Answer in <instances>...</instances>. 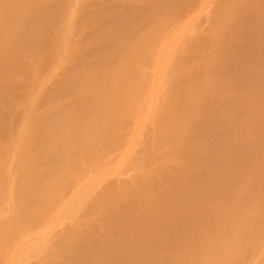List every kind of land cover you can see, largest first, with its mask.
Returning <instances> with one entry per match:
<instances>
[{"label":"bare ground","instance_id":"6f19581e","mask_svg":"<svg viewBox=\"0 0 264 264\" xmlns=\"http://www.w3.org/2000/svg\"><path fill=\"white\" fill-rule=\"evenodd\" d=\"M121 1L113 0L116 6L122 8L123 5L120 12L114 6L118 11L114 13L110 12L113 4L109 7L105 4L109 8L106 14L107 7L95 10L97 6L93 4V9L86 11L81 8L84 4L72 8L67 35L75 34V17L78 14L85 16L80 17L77 33L82 47L63 55L51 78L37 88L27 100V108L21 112L20 102H15L12 96L27 88L28 84L13 81L18 75L25 76L37 57L46 59L42 47L50 44L49 36L58 28L61 8L58 9L52 0H0V139L11 135L2 133L3 119L17 117L22 121L16 142L10 147L0 144V165H15L12 177H22L23 188L19 196L23 198V211L20 217L24 226H30L22 244H16H20L19 252L27 257L23 253L24 258L17 255L15 258H19L12 259L10 264H33L37 258L39 264H75V261L67 263L72 257L59 262L63 259L61 251L69 250L64 248L68 246L69 238L51 249L57 253L53 258L48 254L47 244L44 241L38 243L33 238L34 234H42V229H37L34 224V230L32 225L38 214L42 217L40 205L46 188L44 182L49 177L57 178L51 172L54 167L49 165L97 166L109 155L104 156V153L101 161L98 158V154L103 158L100 151L112 150L113 153L119 149L120 152L122 148L113 147L121 141L111 138L106 131L109 122L100 120L104 110V115L113 110L114 103L111 106L110 103L111 100L114 102L112 96L115 98L116 94L118 101V88L122 89L120 101L127 106L135 103L139 114L147 110L154 118L164 115L165 95L172 96L171 87L179 83L184 86L177 90L182 96L174 101L173 115L181 122L176 133L166 135L167 143L152 146L140 141L141 156L134 159L131 152L139 139L136 132L125 153L123 149L121 153L116 151L120 161L108 163L112 158L109 155L107 164L104 163L133 165L132 169L127 170L124 166L122 170L125 168L123 171L128 173L132 170L135 174L130 171L129 176L125 172L123 176L126 174L127 177L123 178L125 186H129L127 192H135L138 204L135 207V201L131 200L126 209L119 211L120 207L115 206L120 199L117 189H108L103 202L109 204V210L115 208V212L103 209L101 213L111 243L105 247V255L101 247L95 245L92 264H244L247 259L243 257L244 252H250L246 246L256 247L251 257L246 253L250 257L247 264H264V209L259 208L262 205L260 200L264 199V196L260 198L264 195V0H217L214 6L208 0L204 6L210 3L213 8L204 15L205 21L201 19L205 25L199 23L201 27L204 25L203 29L195 34L199 31L196 30L193 35L189 32L192 26L185 27L187 22L184 19V26L178 18L174 19L183 13L181 5L190 6L192 0ZM78 9L80 11L76 13ZM173 19L177 21L171 22ZM168 23L173 25L168 28ZM149 24L157 28H148ZM63 26L64 23L59 29ZM182 28L186 32L183 31L184 35L181 34L178 40L173 32L182 31ZM160 32L166 36L164 41L160 39ZM141 33L147 39L152 35V40H158L159 44L165 42L166 51L159 47L161 53L158 54V46L147 47V42L139 37ZM172 38L175 45L170 40ZM143 52H148V58ZM127 59L130 62L125 66ZM149 60L151 65L147 64ZM127 71L134 75L139 72L141 76L135 78L140 83H136L134 75L127 74ZM105 99L106 103L110 99L109 106L102 102ZM96 100L105 103L107 109L113 107L107 111L103 107L105 104L100 106L98 103L95 108L93 101ZM5 101L10 106H2ZM43 101L45 104L66 103L56 111H49L45 107L42 110ZM87 104V108L97 109L98 114L94 113L97 117L102 113L98 119L94 116L101 124L103 122V126L88 121L86 114L93 116L95 109L89 111ZM71 120L77 124H71ZM69 174L64 171L60 178L65 179ZM217 195L231 199L230 203L227 202L230 207L225 204L223 210H233L236 214L222 213L221 204L215 205L217 199L214 196ZM246 198L248 204L235 207L238 201L241 204ZM213 199H216L215 203ZM212 205L214 211L210 215L208 209ZM244 206L254 212L247 214L245 208H240ZM74 210L73 226L79 228V208ZM216 212L220 216L212 217ZM173 232L174 236L178 234L177 238ZM81 235L82 232L73 233L77 239L74 248L79 250L76 259L86 257L90 245L87 236ZM180 235L185 236V240L181 241ZM176 243L179 244L176 246ZM174 245L175 250L172 249ZM181 245L186 247L183 252L179 249L182 253L176 251V247L183 248ZM201 249L205 252H200ZM28 254H31L30 258L33 254L31 259L34 260L30 261Z\"/></svg>","mask_w":264,"mask_h":264},{"label":"rangeland","instance_id":"374dc122","mask_svg":"<svg viewBox=\"0 0 264 264\" xmlns=\"http://www.w3.org/2000/svg\"><path fill=\"white\" fill-rule=\"evenodd\" d=\"M118 1L122 2L121 0H118ZM192 1H193V3L190 4V6L182 4L181 7L183 6V8H181V9H182V11L184 10L183 13H181L179 15V17L174 16V19L178 18L179 22L182 25L186 24V22H187V24H186L187 26H185V27L190 28L192 26V27L196 28V26H197L196 29L193 28L194 30L191 27V29L189 31L193 35V32L195 33L196 30H199V31H197L195 34L199 33L200 30L203 29V27L205 25V22L203 23V21H205L204 19H206V16H204V15L208 13V10L211 11L210 8H213V6L215 5V1H217V0H213V1L210 0V2H212V4L213 3L214 4L212 6L209 3L208 4V6L210 5L209 8H208V6L205 5L207 8V9L205 8L206 11H204L203 6H204V3L207 4L208 0L207 1L206 0H200V1L199 0H192ZM52 2L55 3V5H58V9L59 8H61V9H60V15L58 18V22H59L58 28L54 32H52L51 35L49 36L48 42L50 44L42 47V51L45 53V55L47 57H46V59H42V56H41V58L37 57L29 66L28 71L26 72V75L25 76L18 75V79H15L13 81V83H16L17 81H19V82H21V84H28V87L27 88L24 87V89L19 94L17 92L16 96H12V99L15 102L16 101L20 102L19 110L21 112L25 111V109L27 108V103H26L27 100H29L34 95L37 88H39L40 85H42L43 83L48 82V80L51 78V76L55 72L56 68H58V64H60V59L63 57V55L66 52H69V54H72L73 51H75L76 47H78V46L82 47L80 45V43H78L79 42V36L77 35V33H78V29H79L80 24H81V18L80 17L84 18L85 16L78 14L75 17V19H76L75 34L74 35H67L68 31L70 29V28L68 29V21L71 19L70 16L72 13V8L73 7L77 8L78 5L84 4V6L81 8H85V11H86L87 9H93V7L91 6V4H93V6L94 5L97 6L94 9L98 10L102 7H105V9H106L107 4H108V7H109V5L111 6L113 4V0H52ZM114 3H117V1ZM114 6H116V5L113 4V7H110L111 8L110 12L114 13V12H118L119 10L123 9V5H122V8H121V6L120 7L116 6L117 7L116 9L118 11L115 9ZM108 7H107V10H105L104 14H106V11H108V9H109ZM118 7H119V9H118ZM198 7H200V8H198ZM112 8L114 9V11ZM199 9L201 10V12L202 11L203 12L201 13L199 11ZM148 10H150V9H148ZM186 10H187V12H185ZM79 11L80 10L78 9V11L76 13H78ZM198 11L201 13V16L199 15L200 13ZM113 13H112V15H113ZM196 13L198 14V16ZM104 14H103V16H104ZM183 14H184V16L182 17L181 15H183ZM186 15H188V16L186 17ZM130 17L132 18V15H130ZM194 18H196V19H194ZM202 18H203V21L201 22ZM121 19H120V22H122ZM174 19L171 22L178 20V19L177 20H174ZM190 19H192V21H189ZM181 20H183V21H181ZM166 22H168V19ZM193 22H195L196 24L194 23L195 24L194 25ZM63 23H64V26L60 30L59 27ZM169 23H170V21H169ZM175 23L177 24L178 22H175ZM199 23L200 24L203 23L204 25L202 24V27H201V25ZM181 24L178 23V26H180ZM170 25H173V24H169L168 28L170 27ZM150 26H151V24L148 25V28ZM152 26H151V29H153V27H156V26H153V27ZM178 26H177V28H178ZM156 28H154L155 31H157ZM168 28H167V30H169ZM173 28H174V26H173ZM183 28H182V31L180 29V30L176 31L177 33L173 32L175 34V37L178 40L184 35V34H182V32L185 29L183 30ZM188 30L189 29L187 28V32H188ZM184 32H186V31H184ZM162 34L163 33H161L162 37L160 38V36H158V38H160L162 41H164L163 40L164 35H162ZM181 34H182V36H181ZM150 36H152V35H150ZM150 36L147 39V37L145 36L144 33H141L139 35L140 38H143L147 42L146 43L147 47H151L152 45H154V46H158V49L155 47L157 51L160 50L159 47H161L162 51L163 50L166 51V49L163 46V45H165L164 44L165 42L160 41L162 43V46H163L162 47L160 45L161 43L159 44L158 40L156 41V39H155V41H154V40H152V37H150ZM175 37H174V39H176ZM131 38L132 37H130V39ZM62 39H64V40H62ZM174 39L172 38L170 40H172V42L175 45ZM177 39H176V41H177ZM166 40H167V38H166ZM168 41H167V44H169ZM173 43H172V45H173ZM170 45H171V43L169 44V46ZM169 46H167V47L169 48ZM172 47H170V48H172ZM50 49H51V51H49ZM147 51H148V49H147ZM156 52H154V53H156ZM159 53H161V51H159L158 54ZM142 54H144L146 58H148V56H149L148 52H143ZM158 54H157V56H158ZM141 56L144 57L143 55H141ZM151 57H152V55H151ZM64 59L66 61V57ZM127 60H125V63L127 62L125 64V66H127L128 62H130L129 59H127ZM153 62L155 63L154 60H153ZM147 64L151 65L152 63L149 60L147 62ZM125 66H124V68H125ZM125 69H128V68L126 67ZM127 74H129L128 71H127ZM131 74H129V75H131ZM136 74L137 75L132 74V76L134 75L133 79L137 76H138V78L141 76V75H139V72ZM122 75L125 76L126 74L123 73ZM119 76L120 75H118V78H119ZM178 77H179V79H181L182 75L179 74ZM119 79H123V76H122V78L120 77ZM119 79H116V80H119ZM136 79L137 78H135V80ZM136 83H140V82H137V80H136ZM134 85L135 84L132 85V88L134 87ZM119 86L120 85H117V87H119ZM183 86H184V84L179 83L178 85L171 87L172 96L167 94V93L165 95L166 96L165 99L167 100V102L165 104V108L162 107V109H164V112H163L164 115H157L154 118L151 117L150 112H148L147 110L143 114H139L135 103L131 106H127L128 104H125L123 101H120V95L122 92L121 88H118V101H116L117 94H116L115 98L112 96V98L115 99L114 102H113V100H111V103H110V106H111V104L114 103V105H113L114 107L112 106L113 110H110V108H112V107L107 109L109 106L108 102L110 101V99L107 100L108 101L107 103H106V99H105V101H102V102H105L106 104H108V106H107L105 103H103L106 106V107L105 106H103V107L105 109H107V111L110 110L111 112L110 113L108 112L107 115H104V113H106L105 112L106 110H104V108L101 107V108H103L102 111L103 110L104 111L103 112L101 111L103 113V119L100 118V120L103 122H109L108 126H106V124H105L106 128H108V130H106V131L109 132L108 134H110L111 138H114L116 140L121 141V142H118L116 145H114L113 148L115 149L117 146H119L118 148H122L123 149L122 152L125 153L128 150L129 141L131 140L133 134H135L136 132H138V134H139V139H138L137 143L135 144V146L131 152V157L134 159H135V157L140 158V156H141L142 150L140 147H138V144L140 141H142V143L145 145H152V146H154V144L159 145V146L165 145L167 143L166 135L176 133L175 132L176 127H178V125L181 122L177 117H175L173 115V109L175 108L174 101H177L182 96V94H177V90L183 88ZM107 94L111 95L110 92H108ZM107 94H106V96L108 97ZM113 95H115V94H113ZM104 97H102V98H104ZM100 100H103V99H100ZM97 101L98 100L93 101V102H95L94 106L92 105L93 102H91V105L93 107L97 106V104L100 103ZM65 103H66V101H62L61 104H45L43 101L42 102V110L45 107L49 111H56V109L58 107L63 106ZM122 103H123V106H122ZM103 104H101L100 106H102ZM8 105L10 106V103L8 101H5L2 103V106H8ZM88 105L89 104L86 105V108L88 107ZM89 107H91V106H89ZM93 107H91L90 109H92ZM95 108H97V107H95ZM95 108H93V109H95ZM87 109H89V108H87ZM90 109H89V111H91ZM100 109L98 111H100ZM93 111H95V112H93ZM93 111H92L93 116H91L90 113L86 114L89 118L91 117V119L88 118V121L91 120L90 121V123L92 122L91 124H93V122H94V124L96 123V124H99V126H101V125L103 126V122L101 124L100 121L97 120L99 118V116L101 117L102 113H101V115L99 114V116L97 117V115H96V114H98V113H96L97 109H95ZM94 113H96V114H94ZM94 115L97 117V119ZM92 117L94 119H92ZM0 118H1V116H0ZM72 119L75 120L76 118H72ZM77 121L79 122L78 124L80 126V123H81L80 118ZM77 121H75V122L72 121L70 123L71 124H77ZM21 122L22 121L17 117L5 118L2 120V124L4 125L2 133L3 132L4 133H11V135L6 139H0L1 145L6 146V147H10L12 145V143L16 142L17 133H18V130L20 128ZM83 127H85V126H83ZM83 129L84 128H82V131H83ZM154 130H155V133H154ZM89 135L90 134L88 133V137H89ZM83 136L84 135H82V137ZM100 149H102V147L99 148V151H100ZM121 150L119 152V149H116L113 151V153L111 152L112 150H109V152H106L105 150L100 151V153L102 152L101 153L102 157H103L102 159L100 158L101 157L100 154H98V153H95V154L96 155L98 154V158L102 161L104 159V156L107 155V153H109V155L112 158L109 159L110 162H108V163H113V162L117 163L116 162L117 160H119V161L121 160V157L118 156L119 153H121ZM116 151L119 153H117ZM104 153H106V154H104ZM92 154H94V153H92ZM103 154H104V156H103ZM111 154H113V156ZM99 155H100V157H99ZM109 155H108V157H110ZM114 155H116V156H114ZM108 157H105V159H106L104 162L105 164H107ZM114 157H115V159H114ZM103 161L102 162L99 161L100 165H97V166L96 165H49L51 167H54L51 169V172L57 178L52 179L51 177H49L46 180V182H44V183H46L45 184L46 188L42 192V194L43 193L44 194L42 195V203L40 205L42 207V217L40 216V214H38L36 217V220L33 221V225H32L34 230H35V227L37 229H42V234L40 232L37 234H34L33 238L36 239L38 243H42V241H44V243L47 244V247H49V251H50L48 254L52 258L55 255H57V253L55 251L51 252V249L57 243L64 244L69 238L70 240L67 242L68 246L64 247V248L69 249V250H62L61 251V253L63 255V259L60 260L59 262L66 261V259L72 257L67 263H69L71 261H75V264H92L93 263L92 260L96 254V251H95L96 246L95 245H97V244L101 247L102 253L105 255V253L107 251L105 249V247L109 243H111V240L108 236L109 233L104 228L103 222L105 220V217L101 213V211L103 209H107L109 212H112V213L115 212V208L113 210H109L108 209L109 204H106L105 202H103V196L108 192V189H110L112 187H115L117 189L116 194L119 195L120 199H119L118 203H116L115 206L120 207L119 211L126 209L131 200L135 201V207L138 204L135 192L133 190H129L127 192V189L129 186L128 187L125 186L126 182L124 181V179L127 177L128 174H129V176H131V174L133 175V174H135V172L130 170V171H132V173L130 174V171H129V173L126 170L123 171L125 168L122 170V168L124 166H126V169L127 168L130 169L131 167H133V165H116V164L105 165L103 163ZM101 163L103 165H101ZM14 166L15 165H0V264H10V263H12L11 261H13L12 259H14L15 256H17V255L20 257L22 256L23 252H19V250L21 251L19 246H20V244H22V239L24 238V236H26L27 232L29 231L28 227H30V226H24L23 222L21 221L20 215L22 214V211H23V198H22V196H19V193L22 194L23 180H22V177H20V176L16 177L15 179L12 177L14 174V170H15ZM45 166L46 165H42V167H45ZM77 167H81L83 169L80 168L81 170H79ZM96 167H97V169H96ZM77 170L80 172H78ZM83 170H84V172L81 173V171H83ZM64 171H69L70 174L68 175L67 178L62 179V178H60V174ZM125 172H127V175L124 174L125 176H123V173H125ZM123 177H125V178H123ZM119 180H121L120 183L118 182ZM90 194H93V196L89 197ZM217 196H220V197H217ZM217 196H214V198H216L217 201L215 203L214 200H216V199H213V203H215V205L221 204L220 210H223L224 206H226L228 203H230L229 201L231 199L230 200L228 198L225 199V197H223V196L221 197V195H217ZM263 196L264 195H262V197L260 196V198H263ZM72 197L74 198V200ZM70 198H72L73 201ZM218 199H219V201H218ZM247 200H249V199L246 198V200H244V202L242 201V203H241L242 205L240 203H238L239 202L238 201L235 204V207L243 206V204H245V203L248 204L249 201H247ZM263 200L264 199L260 200L262 202V205L259 207L260 209L261 208L264 209V201ZM224 201H226V202H224ZM218 202H220V203H218ZM222 203H223V205H222ZM237 204H240V205H237ZM213 205L211 206L212 208L208 209L209 214L211 211H212L211 214L214 211ZM233 205L234 204H232L231 207H233ZM75 207L79 208V211H77V213L80 212V214L78 213L79 214L78 221L80 222L79 228L73 226V224H74L73 219L75 216L72 217L73 216L72 212L75 209ZM221 207H222V209H221ZM228 207H230V204ZM240 208L243 210L245 208L244 211H246L247 214L249 213V215L252 212H254V210L252 208H249V207L244 206L243 208L242 207H240ZM248 210L249 211L251 210V211L248 212ZM74 211H76V210H74ZM225 211H226V209H224L221 212L224 213ZM232 211L228 210L226 212H230L231 214H236V213H234V211L233 212ZM94 212H97V214L93 215ZM73 213H75V212H73ZM216 214H218V212H216L212 217L220 216V215H216ZM225 216H226V214H225ZM217 218L221 219L222 217H217ZM19 222H22V225L17 226V223H19ZM34 224H35V227H34ZM75 232H82L83 235H81V236L86 235L87 238L90 240V245L88 246V248L86 250L87 256L82 258V259H76V257H75V254L79 253V250L77 248H74L77 244V239L75 237H73V233H75ZM177 235L178 234H176L174 236V232H173V236L175 238H177ZM180 236L182 237L181 241L185 240V238H186L185 236H182V235H180ZM183 237H185V238H183ZM42 238H43V240H42ZM178 238H179V236H178ZM171 239H172V241H175L174 238H171ZM178 240H177V242H179ZM17 243H20L19 246H16ZM177 244H179V243H176V246H177ZM253 244H255V243H253ZM142 245H143V243H142ZM181 246L183 247L184 245H181ZM185 246H186V244H185ZM189 246H190V244H189ZM189 246L187 248L190 249ZM246 247L249 249L250 252H247ZM246 247H245L246 253H248L249 255L256 248V247L254 248V246H250V247L246 246ZM184 248L186 250V247H183L182 249H181V247L180 248L176 247V251L182 250V252H183V251H185V250H183ZM172 249L175 250V245L172 246ZM25 250H26V248H25ZM22 251H24V250H22ZM187 251H188V249H187ZM201 251L203 253L205 252L203 249H201L200 252ZM173 252H175V251H173ZM246 253L244 252V255H243V257L246 256L245 258H247V259L243 258V259H245L244 264H247L246 260H249V258L251 257V255H250V257H247L249 255H246ZM23 254H25V253H23ZM33 254H32L31 258L34 256ZM30 255L28 254V258L30 259V261L34 260V259H31L29 257ZM25 256L27 257L26 254H25ZM201 256H203L202 253H201ZM16 258L14 260H16ZM22 258H24V256H22ZM54 259H56V258H54ZM197 259H198V256H197ZM39 262H40L39 258H37L33 261V264H39ZM51 262L54 263L53 260Z\"/></svg>","mask_w":264,"mask_h":264}]
</instances>
